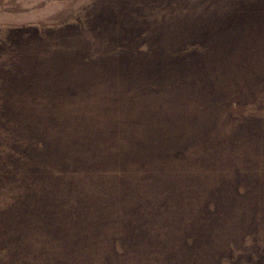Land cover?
Segmentation results:
<instances>
[{
    "label": "rangeland",
    "instance_id": "1",
    "mask_svg": "<svg viewBox=\"0 0 264 264\" xmlns=\"http://www.w3.org/2000/svg\"><path fill=\"white\" fill-rule=\"evenodd\" d=\"M259 3L0 0V264H264V13H243ZM112 8L139 33L231 31L213 98H71L100 76Z\"/></svg>",
    "mask_w": 264,
    "mask_h": 264
},
{
    "label": "trees",
    "instance_id": "2",
    "mask_svg": "<svg viewBox=\"0 0 264 264\" xmlns=\"http://www.w3.org/2000/svg\"><path fill=\"white\" fill-rule=\"evenodd\" d=\"M259 4L261 5L251 4L243 9V13H247V20L250 14H253V8L257 9V18H262L264 4ZM112 9L113 17L116 20L109 26L108 34L111 32L112 35L109 37L113 38L116 36V40L110 41L108 54H105L107 57L103 60L100 66L101 69L95 68L90 72L94 74L100 73V76L95 78L90 76L85 78V80H78L74 84L73 89L80 91L72 94L71 98H75L82 91L88 90L86 88L91 90L103 88L109 93H113L114 88H117L121 93L130 95L135 92L158 94L165 91L186 89L196 85L204 86L205 92L196 88L193 91L199 94H206L205 100L213 98L212 94H216L215 91L217 89L213 91L212 88H214L215 83H213L211 78L221 77L222 79L223 75V73H219L220 55L225 54L227 48L235 45H218L217 40L220 41L223 38L227 43V36L229 38L233 37L230 34L227 35L231 31L224 33L219 28H212L213 24L206 28L199 26L194 31L188 30L179 33L177 30L168 32L169 28L156 34L153 33L154 30L147 29L139 33L134 31V25L138 23V20L133 21L127 28L121 26L120 22L122 19L127 18L129 20L131 17L130 11L117 16L116 8ZM240 10L242 9L235 11V14H238ZM233 20L235 19H231V16H229L225 25L228 26ZM252 20L249 22V27L254 24ZM103 23L102 25L106 26V23ZM242 23L247 24V21L245 20ZM227 30H232V26L227 28ZM149 37L153 38L151 42ZM96 39L98 38L96 37ZM155 41L158 44H155ZM233 41L230 40L229 42ZM106 42L108 41L106 40ZM146 47L147 49L145 50ZM214 191H217V189ZM157 240L160 241V239ZM149 243L145 239L140 241V238L130 242V245L127 246V249L132 251L129 256L138 254L140 259H142L146 256V248H150L148 246ZM157 243L159 244V242ZM118 256L119 254H116L115 250H113V255L105 264H121ZM140 262L139 260L134 263L140 264Z\"/></svg>",
    "mask_w": 264,
    "mask_h": 264
}]
</instances>
